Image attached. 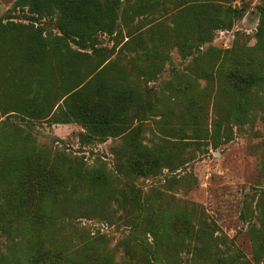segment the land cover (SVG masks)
Wrapping results in <instances>:
<instances>
[{
  "label": "trees",
  "instance_id": "16d2710c",
  "mask_svg": "<svg viewBox=\"0 0 264 264\" xmlns=\"http://www.w3.org/2000/svg\"><path fill=\"white\" fill-rule=\"evenodd\" d=\"M235 1L15 0L28 22L0 20V115L15 112L76 123L82 128L81 144L125 136L124 166L135 177L172 169L178 163L171 147L163 149L169 143L165 137L174 136L171 144L181 148L207 133L228 141L243 126L257 119L264 123V5L258 6L253 44L242 38L225 49L210 44L214 31L231 29L242 15L243 6ZM43 18L56 19L57 33L43 35ZM101 35L108 36L112 47L101 45ZM172 49L187 63L180 70L171 68L169 77L156 85ZM126 51L143 88L126 78L120 63ZM54 84L59 92L52 95ZM147 120L163 135L153 146L138 140ZM63 158L70 161L65 154ZM11 164L23 169L21 161ZM16 170L0 173V231L10 241L0 243V264H264L261 187L239 213L247 233L258 236L251 262L233 250L232 238L212 234L215 222L182 212L176 229L167 221L159 224L149 197L131 210L125 232L113 246L105 235L88 230L75 241L65 240L56 230L57 207L100 196L107 184L104 172L66 163L56 175L36 180ZM259 172L264 173L262 164ZM110 198L124 206L120 192Z\"/></svg>",
  "mask_w": 264,
  "mask_h": 264
},
{
  "label": "rangeland",
  "instance_id": "374dc122",
  "mask_svg": "<svg viewBox=\"0 0 264 264\" xmlns=\"http://www.w3.org/2000/svg\"><path fill=\"white\" fill-rule=\"evenodd\" d=\"M14 1L0 0V20L27 23V12L15 8ZM234 4L243 6L242 15L234 21L231 29L214 31L211 45L229 48L237 38H242L249 45L254 43L258 6L264 5V0H236ZM55 20H41L43 35L57 33ZM135 23L137 18L133 21ZM100 38L101 45L112 47L108 36L101 35ZM70 45L75 48L72 43ZM120 45L114 47L115 54ZM129 58L127 51L120 56V63L127 71L126 78L129 83L143 88L144 81L136 78L130 70ZM186 63L187 60L180 59L177 51L172 49L170 62L154 83L158 85L165 81L171 68L180 70ZM50 74L53 75L54 70H50ZM56 85L51 86L52 95L59 92ZM19 90L25 97L24 90ZM34 94L32 91L28 96ZM25 109L28 111L27 106ZM80 131L82 128L76 123H51L44 118H31L15 112L0 115V173L17 169L21 176L37 180L38 175H56L66 163L76 165L81 162L83 167L102 170L106 175L107 184L100 196L88 201H70L57 207L54 214L56 230L67 236L65 240L75 241L80 231L88 230L91 235H105L108 245L113 246L124 234L131 210L149 197L159 224L167 221L176 229L182 212L196 218L198 215L205 221L216 223L217 230L213 235L225 233L228 240L232 238L235 252H242L246 259L254 261L253 243L258 241V236L247 233L248 224L239 218V213L243 202L250 200L257 187L264 191V173L259 172L260 165L264 166V123L261 120L238 129L228 141L207 133L199 142L177 148L171 144L174 143V136L165 137L169 143L163 149L171 147V155L178 164L172 169L163 168L155 177H135L129 173L124 166L125 148L128 146L125 136L91 139L81 144L78 137ZM162 137L154 122L147 120L138 140L153 146L162 141ZM214 143L217 145L213 146ZM122 149L124 153L120 152ZM64 154L70 161L64 160ZM13 161L23 162V169L18 164H11ZM164 177H174V180L165 182ZM116 191L123 196L122 207L110 198ZM262 200L264 203V193ZM200 210L202 213H199ZM6 240L0 231V243L7 242L9 245L10 241Z\"/></svg>",
  "mask_w": 264,
  "mask_h": 264
}]
</instances>
